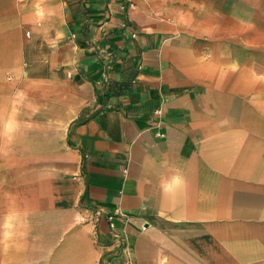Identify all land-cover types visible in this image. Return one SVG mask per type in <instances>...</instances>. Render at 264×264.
Returning <instances> with one entry per match:
<instances>
[{"label": "crops", "instance_id": "0c3cea01", "mask_svg": "<svg viewBox=\"0 0 264 264\" xmlns=\"http://www.w3.org/2000/svg\"><path fill=\"white\" fill-rule=\"evenodd\" d=\"M0 264H264V0H0Z\"/></svg>", "mask_w": 264, "mask_h": 264}, {"label": "clouds", "instance_id": "9594fccd", "mask_svg": "<svg viewBox=\"0 0 264 264\" xmlns=\"http://www.w3.org/2000/svg\"><path fill=\"white\" fill-rule=\"evenodd\" d=\"M170 183H171V184H177V183H180V177H178V176H173V177L171 178L170 182H169V181H165V182L163 183V187H164L165 190L168 189Z\"/></svg>", "mask_w": 264, "mask_h": 264}, {"label": "built area", "instance_id": "2783aa9c", "mask_svg": "<svg viewBox=\"0 0 264 264\" xmlns=\"http://www.w3.org/2000/svg\"><path fill=\"white\" fill-rule=\"evenodd\" d=\"M158 135H159V136H164V134H163V133H158Z\"/></svg>", "mask_w": 264, "mask_h": 264}]
</instances>
